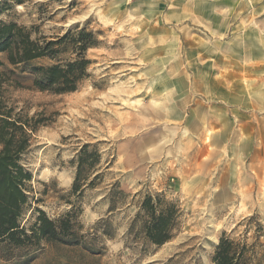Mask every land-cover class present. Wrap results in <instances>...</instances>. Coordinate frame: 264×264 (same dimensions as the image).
Here are the masks:
<instances>
[{"label": "rangeland", "instance_id": "obj_1", "mask_svg": "<svg viewBox=\"0 0 264 264\" xmlns=\"http://www.w3.org/2000/svg\"><path fill=\"white\" fill-rule=\"evenodd\" d=\"M19 1L0 20L33 37L85 29L98 43L85 53L88 78L62 95L38 92L0 54L8 108L40 121L22 157L32 175L23 224L36 208L50 219L69 209L70 162L90 144L103 178L74 199L82 233L106 216L117 228L99 254L43 242L30 264H211L222 234L240 239L251 217L264 229V0ZM115 183L130 205L107 215ZM136 193L183 211L178 235L149 254L124 244ZM18 255L0 245V264Z\"/></svg>", "mask_w": 264, "mask_h": 264}, {"label": "trees", "instance_id": "obj_2", "mask_svg": "<svg viewBox=\"0 0 264 264\" xmlns=\"http://www.w3.org/2000/svg\"><path fill=\"white\" fill-rule=\"evenodd\" d=\"M14 4H20V1H0V15ZM34 34L32 28L0 20V54L5 55L10 67L20 69L21 73H31L33 88L38 92L62 95L77 91L88 78L90 61L85 53L98 45L94 35L78 28L53 38L33 37ZM40 60L51 63L36 65ZM8 73L13 74V71ZM5 76L0 73V245L19 254L14 263L5 257L6 264H30L43 242L80 247L88 253L99 254L98 242L113 240L117 228L112 225L110 216H106L82 233L78 219L80 208L75 201L82 198L85 191L96 189L102 181L103 175L99 172L101 154L95 145H83L70 162L74 177L64 197L69 209L56 219H50L44 211L36 208L28 226L23 224L32 198L28 185L32 175L23 167L22 157L29 149L31 133L40 121L14 114L12 108H8L3 89L7 84ZM129 197L117 183L112 184L102 198L107 202V215L130 205ZM137 197V212L126 228L124 244L135 246L142 254H149L178 235L183 211L178 204L166 201L159 194L136 193L132 200ZM251 225L254 227L252 242H248ZM244 226L240 239L221 235L211 255V264H264L263 226L254 217L245 220Z\"/></svg>", "mask_w": 264, "mask_h": 264}, {"label": "bare ground", "instance_id": "obj_3", "mask_svg": "<svg viewBox=\"0 0 264 264\" xmlns=\"http://www.w3.org/2000/svg\"><path fill=\"white\" fill-rule=\"evenodd\" d=\"M213 239V238H212Z\"/></svg>", "mask_w": 264, "mask_h": 264}]
</instances>
